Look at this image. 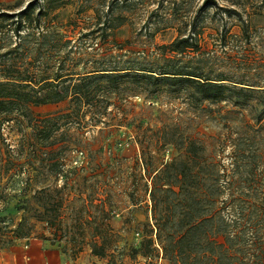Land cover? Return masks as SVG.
<instances>
[{
	"label": "rangeland",
	"instance_id": "obj_1",
	"mask_svg": "<svg viewBox=\"0 0 264 264\" xmlns=\"http://www.w3.org/2000/svg\"><path fill=\"white\" fill-rule=\"evenodd\" d=\"M30 1L33 18L42 8L39 21L15 35L17 13ZM2 12L12 17L0 18V64L26 71L39 84L123 66L129 56L154 54L160 45L194 35L216 47L226 73L264 89V0H0ZM70 105L66 99L0 113V264L10 263L16 244L42 241L70 264H167L159 256L131 258L128 249L141 240L149 216L144 202L133 204L123 191L126 172H142L138 126L176 124L185 134L221 139L226 165L233 140L240 148L260 146L251 170L239 163L236 195L249 171L250 186L264 192V127L257 130L264 116L255 121L264 107L260 90L244 104L193 105L184 89L150 96L99 88L81 122L64 117ZM58 115L50 138L41 140V120ZM151 153L155 165L178 150L166 144ZM101 238L111 241L103 257L92 253Z\"/></svg>",
	"mask_w": 264,
	"mask_h": 264
},
{
	"label": "trees",
	"instance_id": "obj_2",
	"mask_svg": "<svg viewBox=\"0 0 264 264\" xmlns=\"http://www.w3.org/2000/svg\"><path fill=\"white\" fill-rule=\"evenodd\" d=\"M21 10L13 27L15 35H20L33 21L38 22L42 12L39 7L32 17V1ZM2 16L10 18L12 13L2 12ZM39 35L43 36L42 31ZM157 49L154 54L129 56L123 66L94 69L75 78L56 76L40 84L26 71L1 63L0 113L69 99L70 112L64 117L81 122L99 88L107 92L124 87L135 95L150 96L162 90L184 89L193 105L226 99L244 104L259 90L264 95V89L253 88L258 85L249 84L245 75L226 73L216 47L201 45L194 35L180 36ZM61 116L41 120L43 125L37 129L41 140L50 138L55 130L53 123ZM262 116L264 107L255 121ZM92 117L100 120L97 115ZM257 126V130L264 127V119ZM136 143L141 147L138 169L142 172H126L123 191L133 204L144 202L149 216L139 243L128 247L131 258L140 254L159 256L167 264H264L263 187L250 186L249 171L246 188L236 195L239 163L251 170L262 153L260 146L240 148L233 140L226 165L219 153L226 146L221 139L198 132L185 134L176 124H163L155 130L138 126ZM166 144L175 145L178 155L170 161L159 157L155 165L150 163L156 156L151 149ZM98 240L100 243L93 244L92 253L103 257L111 241Z\"/></svg>",
	"mask_w": 264,
	"mask_h": 264
},
{
	"label": "crops",
	"instance_id": "obj_3",
	"mask_svg": "<svg viewBox=\"0 0 264 264\" xmlns=\"http://www.w3.org/2000/svg\"><path fill=\"white\" fill-rule=\"evenodd\" d=\"M10 251L9 264H70L67 257L46 241L16 244Z\"/></svg>",
	"mask_w": 264,
	"mask_h": 264
}]
</instances>
